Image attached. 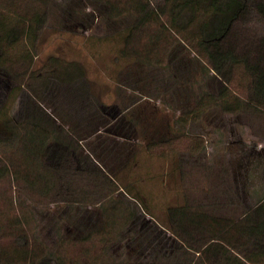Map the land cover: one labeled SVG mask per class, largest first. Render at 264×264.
Here are the masks:
<instances>
[{
  "label": "rangeland",
  "instance_id": "1",
  "mask_svg": "<svg viewBox=\"0 0 264 264\" xmlns=\"http://www.w3.org/2000/svg\"><path fill=\"white\" fill-rule=\"evenodd\" d=\"M112 1H119L118 5L124 9L118 14L112 13L104 0H52L46 27L38 31L34 69L43 66L51 54L78 59L87 68L93 94L108 101L109 108L113 107L107 114L111 117L121 108L125 109L120 122V119L111 120V129L100 126L86 139L73 141V146H79L74 152L75 161L82 158L87 169L93 168L92 162L99 160L101 163L97 165L108 172L122 171L133 153L147 146L150 140L160 136L172 137V141L174 138L169 145H153L146 152V155L152 152L153 158L143 163V168H150L151 174L156 176L144 181L148 188L145 199L155 216L122 192L115 193L110 202L126 199L118 203L123 217L104 230L107 223L104 222V204L109 200L101 204H80L55 201L52 195L44 205H37L27 191V181L33 180L36 169H40L34 166L37 161L31 149L24 141L14 146L0 141V160L8 167L0 174V264H11L13 253L20 258L16 264H23L21 250L24 246L18 241L22 233L29 238L27 253L31 258L33 250L38 248L47 252L53 250L54 253L45 252L49 261L52 256L63 254L69 264H195L189 261L194 257L193 251L179 253L173 231L159 225L160 222L168 225L169 206H187L191 212L208 210L219 219L235 218L237 220L226 227L232 229L243 217V208L253 209L264 193V114L224 113L211 105L206 107L207 113L189 117L185 130L174 127L177 118L184 112L197 111L200 99L219 89L217 86L222 81L236 96L256 103L253 78L245 65L233 63L219 81L207 54L199 48L193 27L186 30L189 38L174 29L169 30L183 43L172 60L163 49L164 42L172 41L169 34L168 39L162 35L154 49L155 55L161 58L158 63L136 59L126 65L124 59H116L120 46L105 37L134 22L136 12L130 8V0ZM150 1L156 6L165 0ZM172 4L173 0H168L167 12L160 14L167 25ZM159 28L155 22L147 25L136 46L144 50L146 45L158 41L153 37ZM230 39L239 52L250 50L252 55L256 54L264 41V18L255 15L249 21H236ZM31 42L26 36L10 47L13 58L19 56L26 45L34 51ZM26 65L25 59H19L12 63V75L0 70V107L12 86L22 84L10 110L15 121L26 118L28 107L24 102L33 101L28 91L32 69L24 73ZM44 96L46 109L41 108V111L59 116L65 127L84 122L78 83L44 92ZM129 120H133V126ZM125 132L130 133L128 138ZM39 159L43 161L44 157ZM52 159L48 157L46 161L56 166L58 162ZM166 170L176 172L172 179L166 177L161 181L163 174L168 176ZM224 170L229 174L225 175ZM227 185L232 187L229 193L225 191ZM129 212H136L134 219L127 218ZM254 221L250 219L245 224ZM35 238L39 246L34 245ZM39 255L44 256V253ZM168 255L173 256L169 262L165 260Z\"/></svg>",
  "mask_w": 264,
  "mask_h": 264
},
{
  "label": "trees",
  "instance_id": "2",
  "mask_svg": "<svg viewBox=\"0 0 264 264\" xmlns=\"http://www.w3.org/2000/svg\"><path fill=\"white\" fill-rule=\"evenodd\" d=\"M104 1L109 5L112 13L118 14L124 9L118 5L119 1ZM130 1V8L136 12L135 21L113 35L105 37L114 41L113 44L120 46L117 50V60L124 59L127 61L126 65L136 59L146 63H158L161 58L155 55L154 49L156 50L155 47L159 45V38L163 35L165 39H168L167 35L169 34L172 41L164 42L163 49L166 57L172 60L177 54L176 52L181 50L180 46L183 43L181 38L172 32L170 33L169 30L174 29L184 38H189L186 30L193 27V29L195 28L193 34L196 36L199 48L207 54L217 79H220L219 81H222L221 76L230 66L237 62H242L246 70L252 75L253 92L258 105L236 96L222 81L220 82L221 85L219 83L217 86L219 89L200 99L198 112L194 110L193 112H184L174 121L176 129L185 130L189 117L194 118V116L207 113V108L211 105L219 107L224 113H244L246 115L254 111L257 114H264V108H262L264 107V41L256 54L252 55L250 50L239 52L237 45L230 39L236 21H249L255 15L264 18V0H173L169 25L160 16V14L167 12L168 0L158 2L156 6L150 0ZM51 2L52 0H0V70L5 74L12 75V63L18 62L19 59H25L27 65L24 73L32 69V83L28 84V91L33 96V101L24 102L28 107L26 118L15 121L10 110L22 90V84L18 83L12 86L7 99L0 107V141L12 143L13 146L18 141V143L24 141L26 147L31 149L32 155L37 161L34 166L40 167V169H36L33 180L27 181V191L37 205L42 204L45 198L50 200L52 195H55L53 196L56 198L55 201L101 204L107 200L110 202V198L115 193L122 192L141 204L144 209L146 207V212L155 216L145 199L148 195L145 189L148 188H146L144 181L156 176L151 174L150 168L148 170L143 168V163H146L147 158H153L152 152L146 155V152L153 145H169L173 143L174 138L172 141V137L160 136L150 140L147 146L141 148L139 146L140 149L133 153V158L126 162L125 167L119 172H108L104 167L97 165L99 160L95 162L91 160L92 164L91 162L90 164L93 165V168L88 169L83 166L82 158L75 161L74 152L78 151L79 146H73V141L86 139L98 131L100 126H104L106 130L111 129V120L120 119L118 121L120 122L125 109L121 108L111 117L110 114H107V110H111L113 107L109 108L110 103L108 101L102 100L97 94H93L87 68L78 59H66L60 55L51 54L43 66L34 69L39 32L46 27ZM153 22L160 26L158 34L156 32L157 35L153 37L158 41L146 45L145 49L142 50L136 46V41L145 32L144 29L147 25ZM26 36L32 39L31 44L34 51L30 45H26L27 48H24L19 56L13 58L10 47H14ZM75 83H78L82 101L80 109L84 122L71 124L69 128L63 125L59 116L41 111V108L46 109V105L43 103L44 92H51L64 85ZM204 108H206L205 111H203ZM22 111L25 113V109ZM189 113H193V116H189ZM129 123L133 126V120H129ZM4 133L6 134L4 135ZM125 133L126 135H124L128 138L130 133ZM80 150L84 151V148ZM88 153L92 156V153ZM163 155L167 157L165 152ZM41 157H44L43 161L39 159ZM48 157L53 158L52 160L57 161L58 164L56 166L52 163L49 164L46 161ZM0 161L3 163V167L0 168V174H2L8 167L6 162L2 159ZM175 172L176 170H166L168 176L163 174L161 181H164L166 177L172 179ZM224 174H229V171L224 170ZM17 176L20 178L21 175L17 173ZM231 188L230 185H227L226 193L231 192ZM125 200L118 199L110 202L111 204L109 202L104 204L106 218L104 222L107 223L103 230L107 229L109 224L116 225L118 218L123 217L118 203ZM168 211V225L159 220L161 224L157 220L155 222L173 231L179 253L188 250L193 251L194 257L197 255L195 260L194 257L193 259L189 258L190 262L193 261L195 264L264 263V193L259 197L253 209L243 208V217L232 225V229H226V227L237 219H219L211 215L208 210L191 212L187 206H169ZM135 213L129 212L127 218L133 217L134 219ZM250 219H255V221L245 224ZM222 230H225L224 233L218 234ZM203 232L207 234H203ZM35 240L36 244L34 245L39 246L38 240L36 238ZM18 241L20 245L24 246L21 250L23 252L21 258L23 264H28L29 261L30 264H69L63 254L52 256V260L49 261L47 253H54L53 250L47 252L46 249L43 251V249L39 250L36 247L31 258L27 253L30 250L28 236L24 233L19 234ZM40 252L44 253V256H40ZM198 252L200 253L198 254ZM158 255L160 256L159 252ZM179 255L177 254V256ZM171 257L173 256L168 255L165 260L169 262ZM19 259L13 253V258L10 260L12 261L11 264H16ZM185 263H187V258Z\"/></svg>",
  "mask_w": 264,
  "mask_h": 264
},
{
  "label": "crops",
  "instance_id": "3",
  "mask_svg": "<svg viewBox=\"0 0 264 264\" xmlns=\"http://www.w3.org/2000/svg\"><path fill=\"white\" fill-rule=\"evenodd\" d=\"M45 202H46V198L44 199V201H43L42 205H44V204H45Z\"/></svg>",
  "mask_w": 264,
  "mask_h": 264
}]
</instances>
